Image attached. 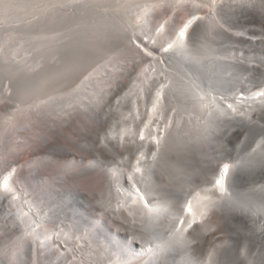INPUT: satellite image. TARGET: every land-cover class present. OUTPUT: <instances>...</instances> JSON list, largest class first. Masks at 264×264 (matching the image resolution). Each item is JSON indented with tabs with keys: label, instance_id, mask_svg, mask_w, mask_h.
<instances>
[{
	"label": "bare ground",
	"instance_id": "1",
	"mask_svg": "<svg viewBox=\"0 0 264 264\" xmlns=\"http://www.w3.org/2000/svg\"><path fill=\"white\" fill-rule=\"evenodd\" d=\"M263 25L264 0H0V264H264ZM79 125L93 161L49 139Z\"/></svg>",
	"mask_w": 264,
	"mask_h": 264
},
{
	"label": "rangeland",
	"instance_id": "2",
	"mask_svg": "<svg viewBox=\"0 0 264 264\" xmlns=\"http://www.w3.org/2000/svg\"><path fill=\"white\" fill-rule=\"evenodd\" d=\"M41 8H43V7H41ZM38 10H42V9H38ZM181 15H182L181 18L184 22L188 20L189 15L185 11H183L181 13ZM27 17L28 18L31 17L34 20L38 19L37 15H34L33 13L29 14ZM181 25L182 24H180V26ZM255 26H257V25H255ZM259 26H260V24H258V27ZM7 29H10V26H8ZM262 29H264V25H263ZM173 32H174V30L172 31V33ZM124 53L127 54V51H124ZM82 78H83V76H82ZM148 108L150 109V111L152 110L151 106ZM169 112H170V114H172L174 111L170 110ZM1 125L2 124H1V119H0V126ZM140 128H141V125H140ZM93 131L94 132L90 131L87 127L85 128V127H82V125H79L77 127L65 129V134L63 136H55L54 133L50 132V131H48V132L46 131V132L49 133V139L51 142L56 143V144H60V145L70 146V148H73L78 156H81V157L77 158L79 161L83 160L85 162H90V161L94 160L93 156L90 153L82 152L81 149L78 147V145H76V144L74 145L69 139L74 138L75 140L78 141L79 140L78 135L82 134V133H84V134L87 133L89 135H92V138H95L96 134L100 133L101 130L97 131L96 129H94ZM42 132H43V126L42 125L34 126L33 128H29V129L24 126V127H22V129L18 130L16 135L8 137L7 141H9V143H10L9 146H10V149H12V150H16L17 148H19L20 142L27 141L26 147H24L22 149L23 151H25V155H24L23 159L20 160L21 163H26V162L29 163L30 161L34 160L35 158H41L45 155H48V153H46L48 148L46 146H44L42 141H41L40 135ZM77 133H79V134H77ZM101 134L102 133H100V136H102ZM141 134L143 135V133H141ZM32 144L43 145V147H46V148H45V150L44 149L41 150L40 154L33 155L30 151V147H36V146H34ZM69 159H71V158H69L66 155H63L61 157V160L64 162H68ZM15 169L16 168H14V170L7 176V178L10 176H14ZM44 176L49 178V179L55 178V171H53V169H46L44 172ZM263 180L264 179H261L260 182H263ZM3 182L1 184H3ZM94 193H98V190H95Z\"/></svg>",
	"mask_w": 264,
	"mask_h": 264
},
{
	"label": "snow or ice",
	"instance_id": "3",
	"mask_svg": "<svg viewBox=\"0 0 264 264\" xmlns=\"http://www.w3.org/2000/svg\"><path fill=\"white\" fill-rule=\"evenodd\" d=\"M127 39L129 43H135L136 48L140 49L144 56H152L153 51H159L158 49H153L152 51H149L145 41L140 37H128ZM5 161H8V159L3 160L2 162ZM225 172H227V165H225Z\"/></svg>",
	"mask_w": 264,
	"mask_h": 264
},
{
	"label": "water",
	"instance_id": "4",
	"mask_svg": "<svg viewBox=\"0 0 264 264\" xmlns=\"http://www.w3.org/2000/svg\"><path fill=\"white\" fill-rule=\"evenodd\" d=\"M261 133L257 132V131H252L250 133V138L249 141L252 143Z\"/></svg>",
	"mask_w": 264,
	"mask_h": 264
}]
</instances>
